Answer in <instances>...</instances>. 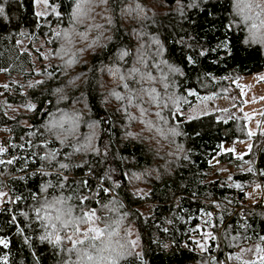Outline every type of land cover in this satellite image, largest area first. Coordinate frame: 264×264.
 <instances>
[{
  "label": "trees",
  "instance_id": "trees-1",
  "mask_svg": "<svg viewBox=\"0 0 264 264\" xmlns=\"http://www.w3.org/2000/svg\"><path fill=\"white\" fill-rule=\"evenodd\" d=\"M83 1L47 0L53 11L40 19L34 12V0H0V74H17L21 81L33 79L34 66L30 55L19 52L15 46V38L22 31L32 37L44 38L53 30L55 34L50 44L54 46L61 41L66 46L73 42L74 49L84 61L74 71L81 84L68 88L63 107L70 103L75 104L74 108L83 106L85 114H76L79 119L86 118L98 126L100 134L96 146L99 152L104 151L90 164L73 166L67 163L69 170L64 172L61 166L66 161H61L57 141L44 136L43 132H40V136H44L41 140L29 141V128L22 125L24 119L31 128L46 125L51 114V91L28 88L23 92L17 83L10 91L0 89V139L5 137V153L9 158L5 168L0 167V194L6 192L9 199V202L0 204V264H58L56 250L60 251L59 247L51 244L50 239L46 241L44 232L40 236L42 229L38 230L35 222L25 220L23 214L33 202L44 203L46 199L62 200L68 210L74 211L73 202H78V196L85 192L82 185L85 183L88 190H93L97 181L108 175L116 178L113 196L120 204V208L113 212L117 219L110 220L108 227L127 230L131 226L142 246L140 255L132 252L118 264H198L202 256L194 251L190 237L196 225L202 226L209 219L213 249L209 248L208 253L214 256V260L208 264H219L224 258L215 240L218 229L223 234L222 241L228 254L231 250L227 248V239L231 235L242 245L263 240L264 219L260 215L264 211L258 206L240 219L234 209L245 203L246 192L253 185L260 187L264 195V130L257 132L246 155L234 157L232 152L222 151V145L229 143L232 146L237 142L239 146L241 139L245 138L242 124L240 129L235 120L220 122L213 115L187 122L177 116L178 111L184 112L195 103L190 92L197 96L209 93L222 96L217 93L218 88L229 87L231 84L227 81L264 71L260 42L250 43L247 26H232L230 0H160L163 13L155 18L142 16L138 21L131 18V24L121 25L112 17L108 43L102 48L91 43L88 50L89 38L87 41L80 39L93 34L88 26H93L96 20L93 16L88 17L85 21L88 26L80 29L81 19H72L73 14L82 16L85 13L81 7ZM120 2L94 0V7L101 9L103 15L107 8L116 15L122 10ZM90 6L88 3L87 9ZM119 18L129 19L121 15ZM81 30L84 32L79 34V39L74 37ZM85 50L89 51L85 52L86 56L83 54ZM131 55L138 57L136 68L144 77L162 78L161 83L155 80L153 83L157 86V96L154 97L152 88L149 102L141 105L149 106L151 100L158 106L161 102L167 103L160 112L181 150V153L172 150L168 161L154 159L153 153L149 154L150 151L140 143L120 142L119 134L111 126L118 104L109 110L107 102L101 98L97 86L100 66L103 68L109 59L118 63V57L122 56L128 63ZM35 56L39 59L37 54ZM167 68L175 73L169 75ZM28 102L33 108L27 116L10 119L1 110V103L23 107ZM52 114V119H56L57 115ZM75 124L72 135L78 138L86 130L84 124ZM49 158L61 165L55 172L56 167H52L55 163L46 164ZM222 164L231 167L227 176L217 173L215 167ZM244 166L245 169L239 171ZM46 169L53 171L43 173V170L50 172ZM141 170L147 174L151 171L145 180L147 192L143 194L132 191L136 185L129 178V172ZM67 191L69 199L61 196ZM102 195L110 198L107 193ZM103 196L96 203L79 200L76 206L87 203L90 209L101 210L108 203L101 199ZM214 203H217L215 208ZM79 220L74 211L66 224L70 225L69 232L64 233L70 236L80 230Z\"/></svg>",
  "mask_w": 264,
  "mask_h": 264
},
{
  "label": "rangeland",
  "instance_id": "rangeland-1",
  "mask_svg": "<svg viewBox=\"0 0 264 264\" xmlns=\"http://www.w3.org/2000/svg\"><path fill=\"white\" fill-rule=\"evenodd\" d=\"M121 1L122 10L117 11L116 15L112 11L109 12L110 9L108 8L107 13L103 15L101 9L94 7V0H84L81 3V7L85 10L82 16L72 15V19H81L78 25L80 29L88 26V23L85 22L88 17L93 16L96 20V23L93 22V26H88L92 28L93 34L80 39L87 41L89 38L90 41L86 49H89L91 43L92 46L99 48L108 43L110 29L113 26L110 20L112 17H115V21L122 25L126 22L131 24L129 22L131 18L132 21H135V19L138 21L142 16L155 18L163 13L159 5L160 0ZM230 2L232 4V26H247L250 43L254 44V42L259 41L264 55V0H230ZM88 3L91 5L89 9H87ZM98 6L101 7L100 3H98ZM52 11L53 9H50L47 5V0H34V12L37 18L46 17ZM119 13L121 16L129 17V19H120ZM83 32L82 30L76 32L74 37L79 39V34ZM54 34L55 31L52 30L46 33L44 38H36V36L32 37L22 31L15 38L17 50L27 52L33 62L34 76H32L31 81H21L20 76L17 74H0V89L2 90L10 91L14 83H17L22 86L23 92L28 88L51 91L50 94L53 96V100L49 110L51 114L53 113L52 115H57V118L52 119L50 114L49 119L45 122L46 125L42 128H31L26 119L22 121V125L29 128L27 134L29 141L32 139L41 140V137L44 136L52 137L59 146V153L63 158L61 161H66L61 166L57 160L49 158L46 164L55 163L52 167L56 168L54 171L46 169L50 172L43 170V173L55 172L59 166L65 172V170H69L67 163L73 166L84 163L90 164L93 160H98V156L104 154V151L99 152L96 146V140L100 134L98 126L80 116L83 120L81 121L76 114V112L79 114L82 112V115L85 114L83 106L80 105L74 108L75 104L70 103L63 107L64 102L67 101L65 99H67L68 88L73 89L81 84L76 79L74 71H77V68H80L84 61H81L82 58L74 49L73 42H68V46L63 44L62 41L55 44V46L51 45ZM54 40H57V38ZM66 41L67 38H65V43ZM87 50L83 53L85 56L89 52ZM85 52L87 53L85 54ZM36 54L39 59H35ZM129 59L130 62L128 61V63H125L123 56L118 57V63L113 59H109L107 61L109 63L103 68L100 66L101 70L99 69L101 75H99L100 78H97V86L102 100L107 102L109 110L115 108L116 104L119 108L113 114L111 126L119 134L120 142L140 143L147 151H150L149 154L153 153L152 157L154 159L163 162L168 161L172 156V150L176 153H181V150L179 144L172 138L173 131L171 127L163 120L162 112H160L167 103L161 102L158 106L156 101L151 100L149 106L141 105L149 102L151 93L149 91H152V88L154 97L157 96L158 93L155 92L157 86L153 83L154 80L159 81L162 78H149L148 75L144 77L140 70L136 68L138 57L131 55ZM166 72L170 75L174 74L175 70L167 68ZM155 73L158 75L156 70ZM98 74L100 73L98 72ZM227 82L231 84L229 87L218 88L217 93L223 94L222 96H217L214 93L197 96L190 92V95L195 98V103L188 106L184 112L178 111L177 116L187 122L202 116L213 115L216 121L225 122L233 119L237 122L238 127L242 124L245 138L241 139L239 146L236 145L237 142L233 143L232 146L229 143L223 144L222 151H230L234 157H243L250 151L253 138L257 132L264 130V71L236 77ZM159 83L161 82L159 81ZM139 86H141V89H138ZM1 106L3 114L10 119L21 115L27 116L33 108V105L29 102L23 107L7 106L3 103H1ZM79 122L84 124L86 133L77 138L72 135V132L76 126L75 123ZM40 132H43L44 136H40ZM4 138L2 136L0 139V167L3 168H5V162H9V158L5 153ZM232 147L234 148L233 151H231ZM45 153L42 154L45 155ZM54 157L57 159L58 156ZM215 168H217V173L220 176H227V173L231 170V167H226L225 164L217 165ZM244 169L245 166L239 171L242 172ZM149 172L151 173V171ZM149 172L148 174L142 170L140 172H129L131 174L129 178L134 180L136 185L132 191L141 194L147 192L148 188L145 180L150 176ZM60 176L66 178L62 174ZM104 182L107 185H104ZM82 187L85 188V192L78 196L79 200L88 199L92 203H96V200L103 196V192L107 193L110 198H105V196L101 198L103 201H108V203L98 211L90 209L87 203L76 206L80 203L77 198L78 202H73V209L80 217L78 221L80 222L78 225L80 230H76L73 235L68 236L64 232H69L67 228L70 225L66 224L71 219L74 211L68 210L66 203L62 200L48 201L46 199L44 203L37 200L29 205L27 207L28 211L23 214L25 220L35 222L37 229H40V231L42 229L40 236L44 232L46 241L50 239L51 244L59 247L60 251L56 250L57 255L60 256H57L59 258L58 264H118L132 252L136 256L140 255L142 246H140L139 236L134 228L130 226L127 230L126 228L117 230L108 227L110 220L117 219L113 212L116 211V208H120L117 198L113 196L114 189L117 187L116 178L108 175L98 180L93 190H88L85 183ZM68 192L61 194V196L64 197L63 195H65L64 198L69 199ZM245 199L244 204L234 209L240 219L248 216L247 213L250 214L253 211L252 209H256L258 206L264 211V195L262 189L257 185L250 187L246 192ZM7 202H9L7 193L1 192L0 204ZM216 206L217 203H214L213 207ZM260 217L264 219V212L261 213ZM211 225L209 219L202 226L200 224L196 225L195 232L191 234L190 238L191 243L194 245V251L200 257L202 256V260L198 264H208V261L214 260V256L208 253L209 248L213 249V246H210V240H213V231L210 230ZM222 236V232L218 229L215 233V240L219 245V249L224 253V258L219 264H264V239L242 245L236 237L231 235L227 239V248L231 250V254H228ZM165 244H169L167 240ZM94 250H96V253H93ZM61 251L63 253H60Z\"/></svg>",
  "mask_w": 264,
  "mask_h": 264
}]
</instances>
